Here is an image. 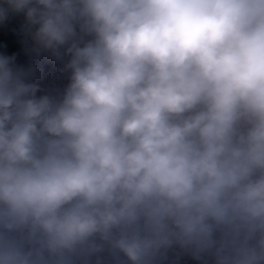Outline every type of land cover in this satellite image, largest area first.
<instances>
[{
  "label": "clouds",
  "instance_id": "clouds-1",
  "mask_svg": "<svg viewBox=\"0 0 264 264\" xmlns=\"http://www.w3.org/2000/svg\"><path fill=\"white\" fill-rule=\"evenodd\" d=\"M10 12L68 83L0 55V264H264V0Z\"/></svg>",
  "mask_w": 264,
  "mask_h": 264
},
{
  "label": "crops",
  "instance_id": "crops-1",
  "mask_svg": "<svg viewBox=\"0 0 264 264\" xmlns=\"http://www.w3.org/2000/svg\"><path fill=\"white\" fill-rule=\"evenodd\" d=\"M35 46L23 13L10 12L0 21V55L14 57L15 68L25 70L23 62Z\"/></svg>",
  "mask_w": 264,
  "mask_h": 264
},
{
  "label": "trees",
  "instance_id": "trees-1",
  "mask_svg": "<svg viewBox=\"0 0 264 264\" xmlns=\"http://www.w3.org/2000/svg\"><path fill=\"white\" fill-rule=\"evenodd\" d=\"M51 56L48 52H37L36 46L34 49L28 54L26 59L23 62V67L25 71H28L29 69H33V72L30 76L31 81H33L34 77L36 76L38 70L48 62L49 57ZM66 59V58H65ZM60 67H63V61H59ZM44 92L50 93V94H57L58 91L62 89L61 84L56 82V80L53 78L49 79L43 86H40ZM43 93H38L37 95H40Z\"/></svg>",
  "mask_w": 264,
  "mask_h": 264
},
{
  "label": "rangeland",
  "instance_id": "rangeland-1",
  "mask_svg": "<svg viewBox=\"0 0 264 264\" xmlns=\"http://www.w3.org/2000/svg\"><path fill=\"white\" fill-rule=\"evenodd\" d=\"M59 69H61L59 61L50 56L48 62L38 70L32 82L43 86L49 79L54 78L56 82L61 84L62 89L60 91H62L68 83V73H62Z\"/></svg>",
  "mask_w": 264,
  "mask_h": 264
},
{
  "label": "built area",
  "instance_id": "built-area-1",
  "mask_svg": "<svg viewBox=\"0 0 264 264\" xmlns=\"http://www.w3.org/2000/svg\"><path fill=\"white\" fill-rule=\"evenodd\" d=\"M163 264H203V261H198L188 254L177 252H169L167 259Z\"/></svg>",
  "mask_w": 264,
  "mask_h": 264
}]
</instances>
